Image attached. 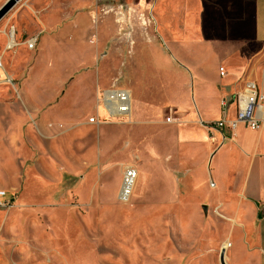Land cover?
<instances>
[{
	"label": "rangeland",
	"instance_id": "1",
	"mask_svg": "<svg viewBox=\"0 0 264 264\" xmlns=\"http://www.w3.org/2000/svg\"><path fill=\"white\" fill-rule=\"evenodd\" d=\"M147 1L151 0L101 2L99 18L91 21L88 31L84 30L80 35L83 51H49L37 60L39 65L28 59L21 70L27 78L12 74L5 62L14 83H0V110H23L20 121L29 135L34 127L46 132L44 126L49 122H52L50 130L56 132L61 128L60 123L67 127L75 120L89 121L91 116L101 123L123 121L117 123L121 126H113L114 131H123L131 125L111 117L99 101L102 92L112 87L115 78L121 87L132 90L134 99L140 98L148 106L185 105L191 95L196 109L200 92L198 74L213 73L212 63L201 53L200 59L204 62L199 69L190 53L173 52L157 34L156 10L153 7L151 11L153 4L147 5ZM15 8L0 21V32ZM96 34L100 39L104 34L105 39L109 38L99 57L100 85L90 100L88 90H91L92 76L83 84L86 86L84 92L77 95L74 89L80 84V65L96 60L95 44L89 41V36ZM6 41L0 34V49ZM59 57L67 60L68 67L60 73L59 69L50 73L54 69L47 66L48 62ZM217 68L219 71L218 65ZM44 76L53 78L44 83L41 78ZM95 76L94 71V80ZM213 79L218 80V74ZM57 90L62 93L55 96ZM97 106L101 107L102 116L98 115ZM35 108L41 110L43 120ZM71 112L77 113L76 116L70 117ZM170 113L171 109L167 108L165 117ZM6 119L0 116V125ZM138 127L147 129L141 124ZM155 128L157 133L169 134L160 124ZM91 129L92 126L84 124L52 141L45 140L40 133L33 134L36 143L31 145L30 153L36 164L48 154L49 142L53 152L55 145L66 140L68 151L77 153L79 172L73 183L67 179L50 182L41 167L35 165L27 181V197L16 199L10 207L0 208V251L7 258V264H221L225 235L221 216L209 211L207 203L200 205L197 196L189 197L184 183L175 184L180 173L168 154L169 142L164 141V146L157 152L164 158L163 165L153 158L156 153H140V160L134 156L139 175L132 198L123 204L116 198L120 181L118 167H112L102 175L98 172V166L106 165L108 152H104L102 143V161L98 165L97 144L91 139ZM124 132L115 134L122 137ZM151 135L154 143L155 135ZM121 137L111 144L108 161L109 157L112 161L113 156L116 159L123 153ZM77 138L81 139L78 144V147L82 145L81 152L74 147ZM161 188L164 204L163 209L157 211V191ZM200 191L206 199L212 196V190Z\"/></svg>",
	"mask_w": 264,
	"mask_h": 264
},
{
	"label": "crops",
	"instance_id": "2",
	"mask_svg": "<svg viewBox=\"0 0 264 264\" xmlns=\"http://www.w3.org/2000/svg\"><path fill=\"white\" fill-rule=\"evenodd\" d=\"M6 1L0 0L1 6ZM103 1L108 0H20L11 13L10 20L0 32L6 40L9 27L14 26L19 42L14 50L0 49L11 69L10 72L15 76L27 78L21 70L28 59L38 64L37 60L49 51L82 52L84 44L80 35L84 30L88 31L91 21L99 18L100 3ZM151 3L156 10L157 34L173 52L190 53L195 67L199 69L204 62L200 59L201 53L204 59L212 63L213 73L198 74L200 92L196 109L191 95L185 105L148 106L140 98L134 99V93L128 88L131 91L132 105L129 120L125 122L129 123L131 128L124 127L122 137L121 134L116 136L115 133L123 131H114L113 126H121L120 122L123 121L89 123L83 119L75 120L67 127L60 123L61 128L56 132L50 130L52 126L49 125L52 122H49L44 126L46 132L40 128L37 131L34 127L29 135L20 121V116L24 115L23 110H0V116L8 118L0 125V188L14 195L17 201L18 198L20 200L27 197V181L35 165L41 167L50 182H62L67 179L73 183L77 178L79 159L77 153L68 151L66 140L55 145L53 152L49 142L47 160H44V154L43 161L36 164L30 153L31 145L36 143L33 135L35 132L38 135L40 133L45 140L52 141L66 136L84 124L92 126L91 139L97 144L98 165H101L102 161L101 144H104V152H108L109 156L111 144L117 137H121L124 149L121 156L116 159V156H113L112 161L109 157L111 162L106 156V165L103 168L98 166L101 175L112 167H118V199L125 167L130 164L136 166L134 156H138L140 160V153H156V158H153L163 165L164 158L158 156L157 152L164 146V141H167L168 154L176 164L175 170L180 173L175 184L180 186L184 183L189 197L197 196L200 205L207 203L209 211L221 216L222 227L225 228L222 248L226 249L227 263L264 264V122L257 129L241 123L234 129L233 138L226 140H223V136H229L232 133L230 129H211L207 126L221 119L236 117L237 105L234 99L246 88L248 81L255 82L260 91L264 92V0L146 2L147 5ZM104 35L102 39L97 34L89 36V41L95 44L96 60L94 63L85 62L80 65L81 80L74 89L77 95L84 92L86 86L83 84L92 76L91 90H88L90 100L94 98V91L100 85L99 57L109 38L105 39ZM33 36H37L38 41L36 48L30 51L26 48L25 40ZM68 37L70 39H67ZM151 41L152 39L149 42ZM160 48L163 49V45H160ZM59 59L60 57L48 62L47 66L54 69L50 73L54 74L57 69L60 73L68 67L66 59ZM221 67L224 69L223 75ZM216 74L219 76L218 80L213 79ZM41 78L42 82L47 83L53 76ZM61 93L62 90H57L55 96ZM63 93L65 94L66 90ZM223 100L228 102L226 112L223 111ZM142 103L145 105H141ZM100 108L97 106L96 111L102 116ZM167 108L171 109L170 115L176 118L170 122L164 115ZM58 110L60 111V108ZM37 112L43 120L41 110ZM76 114L71 112L70 117H75ZM199 118L204 124L199 122ZM139 124L147 126V129H139ZM159 124L169 132L168 135L164 136L163 132L157 133L154 130ZM151 134L155 135L154 143ZM78 144H81L80 138L75 140L74 147L81 152L82 145L78 147ZM204 189L212 190L209 199L200 195V190ZM158 190L157 211L160 208L162 210L164 204L162 188ZM7 261L0 251V263L7 264Z\"/></svg>",
	"mask_w": 264,
	"mask_h": 264
},
{
	"label": "built area",
	"instance_id": "3",
	"mask_svg": "<svg viewBox=\"0 0 264 264\" xmlns=\"http://www.w3.org/2000/svg\"><path fill=\"white\" fill-rule=\"evenodd\" d=\"M15 27L10 26L7 33V41L4 46L5 51L14 50L19 42L16 39ZM38 38L33 36L25 40L26 46L30 50L36 48ZM221 74H224V69L221 67ZM8 82L14 83L13 76L8 72L7 66L4 61L3 54L0 53V83ZM132 97L130 89L121 87L118 78H115L112 82V87L105 89L101 97L100 103H103L104 108L108 114L113 118L129 120V115L132 105ZM237 105L236 117L233 119H221L215 123H210L207 126L211 129H224L231 130V134L228 136L224 134L223 140L233 138L234 129L241 123L246 124L252 129L259 128L264 122V92L260 91L258 85L253 81H248L246 88L240 91L234 99ZM228 102L222 101L223 111L226 112ZM167 121H172L176 118L171 115L167 116ZM90 122H99V120L91 116ZM200 123L204 122L200 119ZM139 172L135 165H127L124 169L121 189L119 192V199L123 202H129L133 196L134 188L137 182ZM213 183V182H212ZM15 203V197L9 194L5 189L0 188V208L10 207Z\"/></svg>",
	"mask_w": 264,
	"mask_h": 264
},
{
	"label": "water",
	"instance_id": "4",
	"mask_svg": "<svg viewBox=\"0 0 264 264\" xmlns=\"http://www.w3.org/2000/svg\"><path fill=\"white\" fill-rule=\"evenodd\" d=\"M20 0H7L1 7H0V21L2 18L9 13L19 2ZM220 262L221 264H228L226 261V249H222L220 253Z\"/></svg>",
	"mask_w": 264,
	"mask_h": 264
},
{
	"label": "bare ground",
	"instance_id": "5",
	"mask_svg": "<svg viewBox=\"0 0 264 264\" xmlns=\"http://www.w3.org/2000/svg\"><path fill=\"white\" fill-rule=\"evenodd\" d=\"M153 7L151 6V11H152ZM155 13V12H154ZM227 245V244H226ZM226 245H224L226 247Z\"/></svg>",
	"mask_w": 264,
	"mask_h": 264
}]
</instances>
